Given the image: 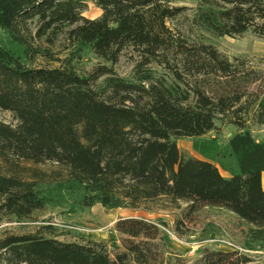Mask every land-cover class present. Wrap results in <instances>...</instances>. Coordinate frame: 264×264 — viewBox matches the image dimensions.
Returning a JSON list of instances; mask_svg holds the SVG:
<instances>
[{"label":"trees","instance_id":"trees-1","mask_svg":"<svg viewBox=\"0 0 264 264\" xmlns=\"http://www.w3.org/2000/svg\"><path fill=\"white\" fill-rule=\"evenodd\" d=\"M88 2L101 17L83 16ZM0 28L25 51L47 32L69 29L71 41L113 66L125 50L138 56L127 81L106 67L88 77L71 66L29 68L0 47V110L17 123L0 121V225L7 217L32 219L45 208L39 187L63 181L82 189L87 208L138 210L166 197L191 211L228 210L264 236V142L250 132L264 125V70L188 36L264 39V0H198L195 9L174 0H0ZM218 123L238 130L230 145L240 172L229 178L178 146L215 132ZM22 164L57 170L22 178ZM116 230L131 241L159 234L135 218L120 219ZM126 249L112 258L102 243L62 242L47 226L0 239V264L148 262L138 244ZM204 263L254 264L237 250L207 252Z\"/></svg>","mask_w":264,"mask_h":264},{"label":"rangeland","instance_id":"rangeland-1","mask_svg":"<svg viewBox=\"0 0 264 264\" xmlns=\"http://www.w3.org/2000/svg\"><path fill=\"white\" fill-rule=\"evenodd\" d=\"M179 7L195 9L198 0H174ZM102 11L93 2H88L83 16L87 19L101 17ZM38 21L31 24L36 33ZM69 29L49 31L31 43L28 51L15 43L8 32L0 28V47L13 52L24 65L33 69H58L71 66L81 77H88L101 67L113 69L114 73L127 81L134 76L136 53L125 50L119 62L113 66L99 59L89 46L71 41ZM188 36L200 39L216 47L230 60L243 58L255 68L264 70V39L251 33L242 37L220 38L211 33L196 31ZM159 72L161 68L154 66ZM0 121L15 126L13 115L0 110ZM250 132L257 143L264 142V125L251 126ZM238 133L232 125L217 124V130L202 138L180 140V151L187 157L214 163L225 177L238 175L239 159L233 153L231 139ZM1 167V162H0ZM56 165L34 166L22 164L18 169L22 178H32L35 173L53 174ZM39 192L45 200V208L36 212L32 219L20 221L7 217L0 225V239L6 236H24L40 232L51 226L62 242L102 243L112 258L128 252L131 242L146 251L149 260L139 264H205L207 252L240 251L249 256L254 264H264V236L241 220L234 213L221 208H197L191 211L189 204L163 197L148 203L138 210L105 208L98 204L92 208L83 205L84 192L75 184L59 181L41 185ZM142 219L159 229L156 239H131L120 235L116 224L120 219ZM133 264H138L134 262Z\"/></svg>","mask_w":264,"mask_h":264},{"label":"crops","instance_id":"crops-1","mask_svg":"<svg viewBox=\"0 0 264 264\" xmlns=\"http://www.w3.org/2000/svg\"><path fill=\"white\" fill-rule=\"evenodd\" d=\"M224 176V175H223Z\"/></svg>","mask_w":264,"mask_h":264}]
</instances>
